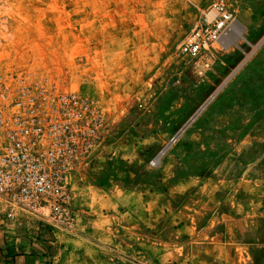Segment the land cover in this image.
Listing matches in <instances>:
<instances>
[{
    "label": "rangeland",
    "instance_id": "374dc122",
    "mask_svg": "<svg viewBox=\"0 0 264 264\" xmlns=\"http://www.w3.org/2000/svg\"><path fill=\"white\" fill-rule=\"evenodd\" d=\"M212 1L0 0V73L50 78L94 101L106 124L93 158L69 176L72 198L75 184L89 196L71 201L69 222L16 218L71 235L92 219L86 232L143 236V248H113L102 263L264 264V0H227L236 39L182 56ZM184 206L201 212L183 218ZM10 210L0 198V228L16 220Z\"/></svg>",
    "mask_w": 264,
    "mask_h": 264
},
{
    "label": "built area",
    "instance_id": "2783aa9c",
    "mask_svg": "<svg viewBox=\"0 0 264 264\" xmlns=\"http://www.w3.org/2000/svg\"><path fill=\"white\" fill-rule=\"evenodd\" d=\"M238 22L227 0L200 10L180 54L196 59ZM105 121L98 106L50 78L0 73V198L11 210L65 225L72 217L69 176L92 158Z\"/></svg>",
    "mask_w": 264,
    "mask_h": 264
},
{
    "label": "crops",
    "instance_id": "0c3cea01",
    "mask_svg": "<svg viewBox=\"0 0 264 264\" xmlns=\"http://www.w3.org/2000/svg\"><path fill=\"white\" fill-rule=\"evenodd\" d=\"M73 204L80 206L82 202H86L89 196L87 194L81 196V191L78 184L74 186ZM202 188L195 192L196 198ZM111 199V198H110ZM201 201V200H200ZM187 207L179 210V214L183 213L184 217L195 216L200 213L201 209H194L195 214L186 211ZM16 218V217H15ZM15 220V219H14ZM95 221V222H94ZM80 222V221H79ZM92 219L83 221V226L78 228L83 230L78 231L79 234L71 235L62 232L60 228L53 227L50 224L40 223L36 218L27 215H21L14 222L5 223L0 228V264H111L103 262V256L111 257L113 248H119L122 254H127L128 251H137L143 248V236L138 233L120 232L114 236L106 232L94 230L93 233L85 230L91 229ZM98 224L100 221L93 220ZM181 229L187 227L188 220H180ZM130 228H134L137 222L129 224ZM113 228V225L110 226ZM135 234V235H134ZM176 242L181 246V249L186 248L185 241L181 235H175ZM133 246V248L128 247ZM90 249L97 250L95 253L96 259L94 262L87 259ZM118 249V250H119ZM169 251V250H168ZM158 254L171 256L172 252L161 251ZM77 260V262L75 261Z\"/></svg>",
    "mask_w": 264,
    "mask_h": 264
},
{
    "label": "water",
    "instance_id": "95a60500",
    "mask_svg": "<svg viewBox=\"0 0 264 264\" xmlns=\"http://www.w3.org/2000/svg\"><path fill=\"white\" fill-rule=\"evenodd\" d=\"M264 40L262 41V43ZM214 95L201 107V109L191 118V120L179 131V133L171 140V142L160 152L157 158H160L163 154H165L169 148L175 143V141L185 132V130L191 125V123L197 118V116L201 113V111L209 104V102L213 99Z\"/></svg>",
    "mask_w": 264,
    "mask_h": 264
},
{
    "label": "bare ground",
    "instance_id": "6f19581e",
    "mask_svg": "<svg viewBox=\"0 0 264 264\" xmlns=\"http://www.w3.org/2000/svg\"><path fill=\"white\" fill-rule=\"evenodd\" d=\"M237 23H239V22H236L234 25H235V28H236V29H237V28L239 29L240 26H239ZM234 25H233V26H234ZM233 26H232V28H233ZM232 28H231V30H232ZM231 30H230V31H231ZM230 31H229V33H230ZM229 33L226 34L225 38L228 37L227 39H229V40H233V41H234V40L236 39L237 36L234 35V33H233V35H232V34H229ZM228 35H229V36H228ZM225 38H224V39H225ZM224 39H223V40H224ZM223 40H222V42H223ZM233 41H232V42H233ZM225 47H227V46L225 45ZM209 53H210V52H209ZM160 159H161V157H160ZM160 159L158 158L157 160L160 161ZM158 161H155V162H158Z\"/></svg>",
    "mask_w": 264,
    "mask_h": 264
}]
</instances>
